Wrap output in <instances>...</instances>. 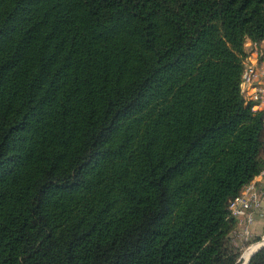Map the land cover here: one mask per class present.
<instances>
[{
	"label": "trees",
	"instance_id": "16d2710c",
	"mask_svg": "<svg viewBox=\"0 0 264 264\" xmlns=\"http://www.w3.org/2000/svg\"><path fill=\"white\" fill-rule=\"evenodd\" d=\"M247 40L264 0H0V264H238Z\"/></svg>",
	"mask_w": 264,
	"mask_h": 264
},
{
	"label": "built area",
	"instance_id": "2783aa9c",
	"mask_svg": "<svg viewBox=\"0 0 264 264\" xmlns=\"http://www.w3.org/2000/svg\"><path fill=\"white\" fill-rule=\"evenodd\" d=\"M262 73L257 68L256 63L244 62V69L241 75V91L248 85H251L257 80L259 74ZM251 101L252 110L264 111V86L257 85L256 90L249 97L245 98ZM259 175H264V166L261 168ZM263 192L259 189L254 181L246 184L240 193L229 202V211L231 216L236 221L234 235H240L239 241L246 240L250 232V225L254 222L256 215L264 212ZM264 243L263 240L260 244ZM237 245L235 241V246Z\"/></svg>",
	"mask_w": 264,
	"mask_h": 264
},
{
	"label": "crops",
	"instance_id": "0c3cea01",
	"mask_svg": "<svg viewBox=\"0 0 264 264\" xmlns=\"http://www.w3.org/2000/svg\"><path fill=\"white\" fill-rule=\"evenodd\" d=\"M262 48H264L263 42L260 44H257V45L252 44L249 40H247L245 42V49L248 53L245 61L256 63L257 68L260 71H262V73L259 74L257 80L252 84V86L248 85L246 87V89L244 90L243 95L245 98L249 97L251 95V93H253L256 90L257 85L264 86V60H262V61L258 60V52ZM261 156L264 159V148L261 152ZM252 181H254L256 183L257 187L259 189H261V191L264 194V175L256 174L252 178ZM263 201H264V195H263ZM240 237H241L240 235H237V236H235V239H234V244L236 241V243H237L236 247H238V248H240L239 245H243L244 243H247V242H257L252 246V247H254L253 249H255L257 246L260 245L261 241L259 242V240L264 237V212L256 215L254 222L250 225V232L247 236V239L239 241ZM255 238H259V239L255 240Z\"/></svg>",
	"mask_w": 264,
	"mask_h": 264
},
{
	"label": "rangeland",
	"instance_id": "374dc122",
	"mask_svg": "<svg viewBox=\"0 0 264 264\" xmlns=\"http://www.w3.org/2000/svg\"><path fill=\"white\" fill-rule=\"evenodd\" d=\"M262 240H263V238H261V239L259 240V242L262 241ZM255 243H257V242H247V243H244L243 245H239V247L241 248V254H240V257H239V259H238V264H241V263L244 261V258H243V253H244V251H245L247 248L253 246Z\"/></svg>",
	"mask_w": 264,
	"mask_h": 264
},
{
	"label": "bare ground",
	"instance_id": "6f19581e",
	"mask_svg": "<svg viewBox=\"0 0 264 264\" xmlns=\"http://www.w3.org/2000/svg\"><path fill=\"white\" fill-rule=\"evenodd\" d=\"M253 248H254V247L251 246V247L247 248V249L244 251V253H243L244 261H243L241 264H245L246 259L248 258L249 254L251 253V251H252Z\"/></svg>",
	"mask_w": 264,
	"mask_h": 264
},
{
	"label": "water",
	"instance_id": "95a60500",
	"mask_svg": "<svg viewBox=\"0 0 264 264\" xmlns=\"http://www.w3.org/2000/svg\"><path fill=\"white\" fill-rule=\"evenodd\" d=\"M263 245H264V243L260 244L259 246H257L255 249H253V250L251 251V253L249 254L248 258L246 259L245 264H248V261H249L250 257L252 256V254H253L254 252H256V251H257L261 246H263Z\"/></svg>",
	"mask_w": 264,
	"mask_h": 264
}]
</instances>
